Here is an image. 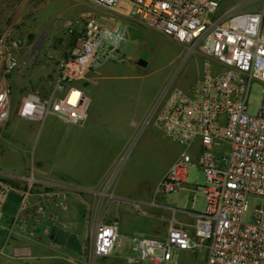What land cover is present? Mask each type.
<instances>
[{
	"label": "built area",
	"instance_id": "1",
	"mask_svg": "<svg viewBox=\"0 0 264 264\" xmlns=\"http://www.w3.org/2000/svg\"><path fill=\"white\" fill-rule=\"evenodd\" d=\"M89 1L108 9L109 21L98 14L85 18L69 54L59 62L55 87L45 96L29 90L17 107L18 116L42 122L55 113L65 123L83 124L90 99L75 83L105 63L125 62L121 48L127 41V25L115 18L117 13L130 15L185 49L140 127L152 124L180 147L154 192H177L187 183L192 167L204 172L206 185L201 187L204 209L194 213L191 228L172 219L162 238L120 235L116 222L98 218L114 197L112 188L122 169V156L91 191L97 197L91 205L82 264H94L116 246L123 251L126 244L130 253L124 256L125 264H178L180 251L199 249L205 250V264H264V0L261 8L253 10L241 4L220 10L222 0ZM17 47L9 29L0 33V68L5 72L26 64L27 60L16 58ZM197 52L204 57L199 77L183 89L176 84L177 74ZM254 82L261 84L262 97L257 112L251 114L247 101ZM10 113V88L3 85L0 123ZM25 180L28 187L22 193L19 213L56 222L47 211L54 193L34 190L42 184L33 175ZM10 189L0 178V209ZM31 194L33 201L28 198ZM248 196L260 197L263 204L245 221Z\"/></svg>",
	"mask_w": 264,
	"mask_h": 264
},
{
	"label": "crops",
	"instance_id": "2",
	"mask_svg": "<svg viewBox=\"0 0 264 264\" xmlns=\"http://www.w3.org/2000/svg\"><path fill=\"white\" fill-rule=\"evenodd\" d=\"M60 1L62 0H56V2ZM72 1H78L91 9V12L79 15L80 20L77 19V25H80L81 20L83 25L85 18L92 14L104 16L109 21L108 9L99 7L89 0ZM6 3L7 0H0V25H2V17L8 13L6 9H1ZM123 4L121 3L120 6L122 7ZM41 5L43 6L44 2H41ZM68 5L72 6L73 4ZM115 19L132 23L129 27L127 25V39L129 31L139 24L130 15L117 13ZM67 23L72 22L68 21ZM20 48L14 49L16 58L23 60L22 58L26 57L27 59L24 58L27 60L26 64L9 72L0 68V86L7 85L10 88L11 104L10 117L7 121L0 123V178H3L4 182L11 187L4 197L0 209V264H58L60 262L82 264L85 244L83 241H79V232L82 221L86 222L90 229L88 219L92 218L91 205L97 197L91 191L99 187L102 179L113 166L114 155L126 147L137 122L129 120L128 116L123 117L125 114L121 108L118 113L113 115L116 111L115 108L118 107L107 106L104 100L96 101L92 105L93 102L88 96L90 101L85 122L83 124H70L75 126L72 130H62L57 134L54 150L57 158L53 159L47 153L46 142L40 141L39 133L35 135L34 122L37 121L18 116L17 107L29 90L37 92L40 90V95H46V89L56 78L58 61L62 60L63 57L61 58V55L56 53L47 52L43 61L33 63L32 56H21L20 53L23 50ZM102 66L95 72H89L84 82L85 84H92V89L97 91V94H100L102 90L109 89L107 87L110 86L97 81L101 76L100 69ZM118 106L121 107L119 104ZM50 114L54 115L55 113ZM48 116L49 114L44 121ZM54 116L61 124H69L65 123L59 115ZM123 118L128 127H122L121 120ZM140 126L137 128L138 130H140ZM37 144H39L38 150H33L32 147ZM143 144L156 147L164 158L165 166L159 176L160 179L170 163L179 154L180 147L169 141L160 130L155 128L143 134ZM104 155H108V157ZM71 156L73 162L76 163V172L70 170L65 164V160L68 162ZM28 171H30L28 175H33L42 184L35 185L34 190L48 189L54 193L52 196L54 200L47 205V211L56 217V222L51 223L45 217L35 215L30 217L24 213H19V205L23 198L22 193L28 187L25 180ZM44 185L49 187H44ZM28 198L33 201L35 196L31 194L28 195ZM115 198L114 195L113 199ZM111 201L108 202L103 218H112L110 221L117 223L120 235L144 236L142 235L144 232L147 233L145 234L146 237H153L150 236L153 234L150 230H143L139 233L137 232L140 231L139 229L131 227L130 215L125 213L126 210L122 203L117 202L110 206ZM147 202L149 205L157 206L155 207L156 210L151 212L156 218L162 214V212L157 214V210H165L167 228L172 219L189 228L195 220L194 213L197 211L193 209L194 207L180 209L164 202L163 205L154 200ZM158 207L166 209H157ZM172 208L180 209L181 215L176 216L178 211L174 213ZM170 212L175 215L173 216ZM98 219L101 220L102 218ZM167 228L159 238L165 236Z\"/></svg>",
	"mask_w": 264,
	"mask_h": 264
},
{
	"label": "rangeland",
	"instance_id": "3",
	"mask_svg": "<svg viewBox=\"0 0 264 264\" xmlns=\"http://www.w3.org/2000/svg\"><path fill=\"white\" fill-rule=\"evenodd\" d=\"M41 2H44L43 6ZM261 2L263 0H222L220 10H226L233 5L240 4L244 5L247 10H253L261 8ZM68 4L73 5L69 6ZM1 9H6L8 13L2 17L0 33L9 29L12 37L18 42L17 48L22 46L20 48L23 50L20 53L21 56H32L33 63L43 61L47 52L56 53L61 55V58H65L76 41L78 31L82 28V20L80 25H77L79 15L91 12V9L86 5L72 0L60 2H56V0H7ZM68 21L72 23L68 24ZM124 23L128 27L132 25L128 21H124ZM121 52L126 58L124 63H107L100 69L101 76L97 81L103 85H110L107 87L109 89L105 88L106 90L97 94V91L92 89V84L84 83L86 80L78 81L75 84L90 97L93 102L92 105L96 101L104 100L107 106L118 107L115 108L116 111L113 115L118 113L121 108L125 114L123 117L128 116L129 120L137 122L126 147L114 155V164L122 156L124 162L112 188L116 198L111 199L110 206L121 202L126 210L125 213L130 215L131 227L139 229L140 231H137L139 233L143 230H150L153 233L150 236L159 238L167 228L165 210H157V214L160 212L162 214L156 218L151 212L155 211L157 206L149 205L148 200H154L162 205L164 202L180 209L194 207L193 209L197 212H202L204 209L201 187L206 185V181L204 172L197 167L189 169L187 184H183L177 192L155 194L154 189L165 166V161L156 147L143 144V134L148 130L157 128L148 124L141 130L137 129L139 125L142 127L158 94L174 75L185 49L180 43L161 32L139 23L138 26L129 31L128 39L123 44ZM203 58V55L197 52L184 62L176 77V84L179 87L186 89L199 77L200 64ZM54 87L55 81L46 89V95ZM38 93L40 94L41 91L38 90ZM261 97L262 86L260 83L254 82L250 88L247 101L249 113L257 112ZM54 115L49 114L46 121L43 120L42 123L34 122L35 135L39 133L40 141L46 142L47 153L53 159L57 158L54 152L57 134L62 130L69 131L75 127L70 124H61ZM121 124L123 128L128 127L124 118L121 120ZM38 146L39 144L33 146V150L39 148ZM104 156L108 157V155ZM65 164L73 172L77 171L72 156L68 162L65 160ZM262 204L263 199L260 197L248 196L244 220L247 221L249 214ZM107 206L108 203L103 207L99 217L102 218L101 220L110 221L112 218H103ZM157 209L166 208L158 207ZM170 214L175 215L172 212ZM179 215H181V210L176 214V216ZM145 234L147 233L142 232V235L146 236ZM88 236L89 227L86 222L82 221L79 241L81 240L83 244H86ZM128 253H130L128 244L125 245L123 251L116 246L109 256L95 259L94 264H125L124 256ZM177 258L178 264H205V250L181 251L177 254Z\"/></svg>",
	"mask_w": 264,
	"mask_h": 264
},
{
	"label": "water",
	"instance_id": "4",
	"mask_svg": "<svg viewBox=\"0 0 264 264\" xmlns=\"http://www.w3.org/2000/svg\"><path fill=\"white\" fill-rule=\"evenodd\" d=\"M106 7H107V5H106ZM59 264H66L65 262H60Z\"/></svg>",
	"mask_w": 264,
	"mask_h": 264
},
{
	"label": "flooded vegetation",
	"instance_id": "5",
	"mask_svg": "<svg viewBox=\"0 0 264 264\" xmlns=\"http://www.w3.org/2000/svg\"><path fill=\"white\" fill-rule=\"evenodd\" d=\"M59 264V263H58Z\"/></svg>",
	"mask_w": 264,
	"mask_h": 264
}]
</instances>
